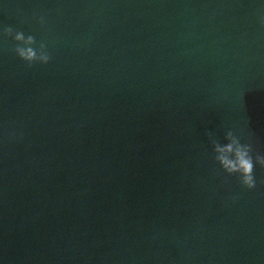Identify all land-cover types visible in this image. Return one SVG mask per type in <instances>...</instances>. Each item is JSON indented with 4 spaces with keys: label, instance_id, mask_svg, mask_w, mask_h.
<instances>
[{
    "label": "water",
    "instance_id": "obj_1",
    "mask_svg": "<svg viewBox=\"0 0 264 264\" xmlns=\"http://www.w3.org/2000/svg\"><path fill=\"white\" fill-rule=\"evenodd\" d=\"M43 23H40V18ZM0 264H264V0H0ZM236 199L233 200L232 198Z\"/></svg>",
    "mask_w": 264,
    "mask_h": 264
},
{
    "label": "clouds",
    "instance_id": "obj_2",
    "mask_svg": "<svg viewBox=\"0 0 264 264\" xmlns=\"http://www.w3.org/2000/svg\"><path fill=\"white\" fill-rule=\"evenodd\" d=\"M39 22L43 23L42 17ZM0 35L5 38L11 37L17 45L14 49L15 55L29 67L35 63L47 65L51 60L45 42L41 41L34 47L37 42L32 35L25 36L23 32H14L11 27H5ZM208 138L212 145L214 160L223 173L227 176H237L245 190L255 189L254 168L259 166L264 169V155L254 156L251 144L241 143L240 138L231 130L225 133L224 139L227 141L225 144H220L212 133H208Z\"/></svg>",
    "mask_w": 264,
    "mask_h": 264
}]
</instances>
